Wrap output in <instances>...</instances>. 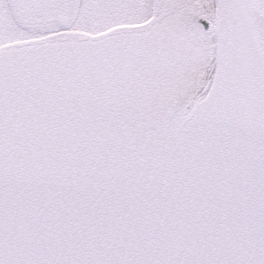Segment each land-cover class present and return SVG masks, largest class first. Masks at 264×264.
Listing matches in <instances>:
<instances>
[{
	"label": "snow or ice",
	"instance_id": "1",
	"mask_svg": "<svg viewBox=\"0 0 264 264\" xmlns=\"http://www.w3.org/2000/svg\"><path fill=\"white\" fill-rule=\"evenodd\" d=\"M0 264H264V0H0Z\"/></svg>",
	"mask_w": 264,
	"mask_h": 264
}]
</instances>
